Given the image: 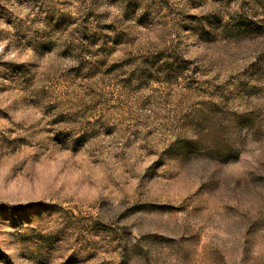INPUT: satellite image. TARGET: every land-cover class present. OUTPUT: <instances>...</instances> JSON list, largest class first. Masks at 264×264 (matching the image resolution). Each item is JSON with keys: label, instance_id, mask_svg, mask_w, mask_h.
<instances>
[{"label": "rangeland", "instance_id": "1", "mask_svg": "<svg viewBox=\"0 0 264 264\" xmlns=\"http://www.w3.org/2000/svg\"><path fill=\"white\" fill-rule=\"evenodd\" d=\"M0 264H264V0H0Z\"/></svg>", "mask_w": 264, "mask_h": 264}]
</instances>
